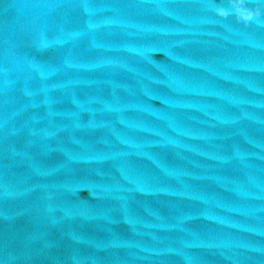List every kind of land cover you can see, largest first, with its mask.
I'll use <instances>...</instances> for the list:
<instances>
[{
  "label": "water",
  "instance_id": "obj_1",
  "mask_svg": "<svg viewBox=\"0 0 264 264\" xmlns=\"http://www.w3.org/2000/svg\"><path fill=\"white\" fill-rule=\"evenodd\" d=\"M0 264H264V0H0Z\"/></svg>",
  "mask_w": 264,
  "mask_h": 264
}]
</instances>
